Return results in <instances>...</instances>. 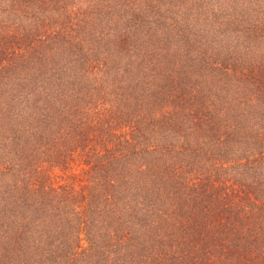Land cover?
Returning a JSON list of instances; mask_svg holds the SVG:
<instances>
[{"label":"trees","instance_id":"obj_1","mask_svg":"<svg viewBox=\"0 0 264 264\" xmlns=\"http://www.w3.org/2000/svg\"><path fill=\"white\" fill-rule=\"evenodd\" d=\"M0 264H264V0H0Z\"/></svg>","mask_w":264,"mask_h":264},{"label":"rangeland","instance_id":"obj_2","mask_svg":"<svg viewBox=\"0 0 264 264\" xmlns=\"http://www.w3.org/2000/svg\"><path fill=\"white\" fill-rule=\"evenodd\" d=\"M178 18V19H177ZM172 21H176L179 23L180 27L178 26V28L183 31V28L185 26V24L187 25L190 21L188 18V10L186 11V13L181 14L178 17L172 18Z\"/></svg>","mask_w":264,"mask_h":264}]
</instances>
